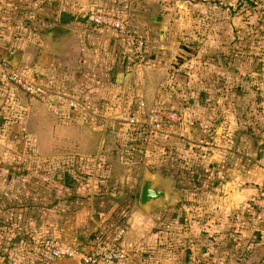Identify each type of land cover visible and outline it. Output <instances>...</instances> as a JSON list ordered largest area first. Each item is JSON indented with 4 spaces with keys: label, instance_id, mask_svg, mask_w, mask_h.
Instances as JSON below:
<instances>
[{
    "label": "crops",
    "instance_id": "obj_1",
    "mask_svg": "<svg viewBox=\"0 0 264 264\" xmlns=\"http://www.w3.org/2000/svg\"><path fill=\"white\" fill-rule=\"evenodd\" d=\"M66 1L0 0V264H79L36 243L90 252L119 230L130 250L121 264H264V224L247 203L264 180V121L241 78L239 39L224 42L216 26L179 36L173 0ZM109 7L146 41L147 64L93 25L91 13ZM3 63L49 100L7 84ZM157 100L183 123L139 132L130 121H153ZM157 173L175 201L145 210L143 181Z\"/></svg>",
    "mask_w": 264,
    "mask_h": 264
},
{
    "label": "rangeland",
    "instance_id": "obj_2",
    "mask_svg": "<svg viewBox=\"0 0 264 264\" xmlns=\"http://www.w3.org/2000/svg\"><path fill=\"white\" fill-rule=\"evenodd\" d=\"M66 2L73 3L72 6H77L80 9L85 3L83 0H67ZM175 6L176 8H174ZM171 8L175 9L177 15L180 14L179 17L177 15H174V17H177V20H182L179 24V36H184L183 38L185 36L189 38L190 35L199 39L205 38V34L209 32L207 27L216 26L222 32L224 42L230 41L232 36H234V40L239 39V55L243 57L242 60L244 59L240 64L241 78L244 80H247L248 77L252 79L247 87L249 91L245 90L244 87L243 89L250 93L249 101L254 103L255 119L264 121V113L262 112V107H264V0H173ZM100 11L115 17L123 18L121 15L124 16L121 10H113L110 7L102 8ZM182 12L185 14H181ZM126 18L133 21L129 15ZM131 23L133 25V22ZM231 24H234L233 27L237 28L233 30ZM184 59L185 55H182V57L177 58L176 63L180 65ZM252 72H254V75H252ZM167 88L172 89V86H167ZM15 90L19 91L16 88ZM28 99L41 102L31 97ZM64 166L66 170L70 167L72 169V166L69 167L68 163H65ZM6 189L7 187L2 191L7 193ZM138 193L135 195V200L138 199ZM39 242L36 243V247ZM40 253L46 257L41 251Z\"/></svg>",
    "mask_w": 264,
    "mask_h": 264
},
{
    "label": "built area",
    "instance_id": "obj_3",
    "mask_svg": "<svg viewBox=\"0 0 264 264\" xmlns=\"http://www.w3.org/2000/svg\"><path fill=\"white\" fill-rule=\"evenodd\" d=\"M91 19L93 25L103 31L113 33L121 39L129 48L134 59L140 64H147V43L139 37L133 28L122 18L104 12H92ZM1 76L7 84L14 86L17 90L31 98L41 102L49 100V92L39 83L29 79L23 73L14 71L7 63L1 65ZM163 89L159 90L162 95ZM74 106V104H71ZM159 120H155V118ZM183 115L176 111H169L157 100L152 113L148 115L150 122L137 123L130 121L134 126H138L139 132H146L149 135H157L173 124H182ZM248 208L252 213L254 222L258 225L264 224V181L248 199ZM124 231L119 230L110 241L98 243L90 252H85L79 248L72 247L58 238H46L38 243L42 253L57 262L78 261L79 264H121L129 258L130 250L124 243Z\"/></svg>",
    "mask_w": 264,
    "mask_h": 264
},
{
    "label": "water",
    "instance_id": "obj_4",
    "mask_svg": "<svg viewBox=\"0 0 264 264\" xmlns=\"http://www.w3.org/2000/svg\"><path fill=\"white\" fill-rule=\"evenodd\" d=\"M135 18L145 21L151 32L164 30L162 22L155 17L146 14H134ZM171 182H163L160 179V174H147L143 181L141 191L140 204L145 210H148L152 205L161 207H169L174 203V199L170 193Z\"/></svg>",
    "mask_w": 264,
    "mask_h": 264
}]
</instances>
